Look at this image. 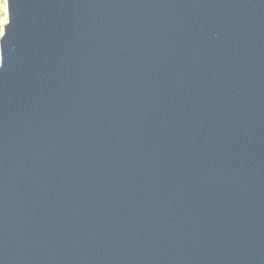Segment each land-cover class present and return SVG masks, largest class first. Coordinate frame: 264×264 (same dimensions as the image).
Listing matches in <instances>:
<instances>
[{
    "label": "water",
    "instance_id": "95a60500",
    "mask_svg": "<svg viewBox=\"0 0 264 264\" xmlns=\"http://www.w3.org/2000/svg\"><path fill=\"white\" fill-rule=\"evenodd\" d=\"M6 16L0 264H264V0Z\"/></svg>",
    "mask_w": 264,
    "mask_h": 264
},
{
    "label": "built area",
    "instance_id": "2783aa9c",
    "mask_svg": "<svg viewBox=\"0 0 264 264\" xmlns=\"http://www.w3.org/2000/svg\"><path fill=\"white\" fill-rule=\"evenodd\" d=\"M0 5L3 8L1 13H0V38H1V36L3 34V30H4V25L7 21L5 0H0ZM0 60H1V53H0Z\"/></svg>",
    "mask_w": 264,
    "mask_h": 264
},
{
    "label": "snow or ice",
    "instance_id": "6c2138e0",
    "mask_svg": "<svg viewBox=\"0 0 264 264\" xmlns=\"http://www.w3.org/2000/svg\"><path fill=\"white\" fill-rule=\"evenodd\" d=\"M6 3H7V0H6ZM10 25V23L9 24H7L6 25V27H5V37L7 36V27ZM4 37V38H5ZM3 66V64H0V67H2Z\"/></svg>",
    "mask_w": 264,
    "mask_h": 264
},
{
    "label": "rangeland",
    "instance_id": "374dc122",
    "mask_svg": "<svg viewBox=\"0 0 264 264\" xmlns=\"http://www.w3.org/2000/svg\"><path fill=\"white\" fill-rule=\"evenodd\" d=\"M2 9H3V8H2V6L0 5V13H1Z\"/></svg>",
    "mask_w": 264,
    "mask_h": 264
}]
</instances>
